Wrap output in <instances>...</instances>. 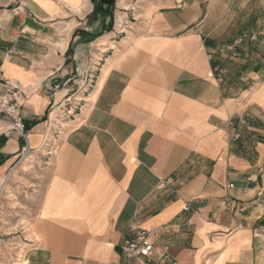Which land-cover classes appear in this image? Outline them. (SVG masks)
Returning <instances> with one entry per match:
<instances>
[{
	"label": "crops",
	"instance_id": "obj_1",
	"mask_svg": "<svg viewBox=\"0 0 264 264\" xmlns=\"http://www.w3.org/2000/svg\"><path fill=\"white\" fill-rule=\"evenodd\" d=\"M142 9L99 62L91 0H0V72L17 85L29 152L57 146L31 264H124L121 245L138 230L153 232V251L132 264H264V38L218 82L212 3ZM74 67L96 80L50 137L71 88L51 91ZM24 145L0 125V178Z\"/></svg>",
	"mask_w": 264,
	"mask_h": 264
},
{
	"label": "rangeland",
	"instance_id": "obj_2",
	"mask_svg": "<svg viewBox=\"0 0 264 264\" xmlns=\"http://www.w3.org/2000/svg\"><path fill=\"white\" fill-rule=\"evenodd\" d=\"M147 1L114 0L109 15L88 18L89 21L99 19L98 28L90 35L92 41L98 39L97 46L93 49L95 55L93 58L100 62V58L108 55L109 46L115 41L119 43L126 39L131 27L142 19V8ZM210 3H212L211 35L215 37L217 47L229 44L245 32L255 33L257 40L243 42L239 50L262 41L264 0H207V4ZM101 40L104 41L105 46H100ZM239 50L236 58L239 57ZM222 62L221 66L226 69L225 65L234 60H222ZM95 72L94 70L93 73ZM91 73V70L81 73L77 67H74L62 83H56L55 86L59 88L52 90L51 94L63 87H70L71 91L52 110L50 118L54 126L50 137L56 135L55 132L58 133L54 129L57 121L74 120L84 110L89 90L96 80V76ZM56 147L51 145L48 150L43 147L38 153L19 152L14 164L5 173L7 180L3 187L0 181V264H31L33 238L30 236V223L37 215L49 177L48 166Z\"/></svg>",
	"mask_w": 264,
	"mask_h": 264
},
{
	"label": "built area",
	"instance_id": "obj_3",
	"mask_svg": "<svg viewBox=\"0 0 264 264\" xmlns=\"http://www.w3.org/2000/svg\"><path fill=\"white\" fill-rule=\"evenodd\" d=\"M257 35L255 33H243L238 38L234 39L227 45L217 47L213 52L207 54L209 61H214L216 58L221 60H232L238 55V50L243 42H255ZM213 76L215 80L221 82L225 75V68L218 65L214 68ZM264 82V71L261 78ZM0 85L4 88V92L0 94V125L6 129L11 130L18 134L24 140L25 145L21 148L22 154L28 153V138L26 127L21 120V103L18 94L17 85H10L4 79L0 72ZM59 86H55L53 90H57ZM165 187V184H161ZM231 188L232 185H229ZM187 207L184 208L186 210ZM153 232L146 230H138L137 234L132 240H127L121 245V254L125 259L124 264H132L137 260L148 259L153 251V244L151 237Z\"/></svg>",
	"mask_w": 264,
	"mask_h": 264
},
{
	"label": "trees",
	"instance_id": "obj_4",
	"mask_svg": "<svg viewBox=\"0 0 264 264\" xmlns=\"http://www.w3.org/2000/svg\"><path fill=\"white\" fill-rule=\"evenodd\" d=\"M114 0H91V3L93 4V11L91 16H102L105 17L109 15L110 8L113 5ZM105 6V7H104Z\"/></svg>",
	"mask_w": 264,
	"mask_h": 264
},
{
	"label": "bare ground",
	"instance_id": "obj_5",
	"mask_svg": "<svg viewBox=\"0 0 264 264\" xmlns=\"http://www.w3.org/2000/svg\"><path fill=\"white\" fill-rule=\"evenodd\" d=\"M100 43H101V45L100 46H105V43H104V41H99ZM52 115V114H51ZM5 180H6V178H5ZM4 182V181H3ZM5 184V183H4Z\"/></svg>",
	"mask_w": 264,
	"mask_h": 264
}]
</instances>
